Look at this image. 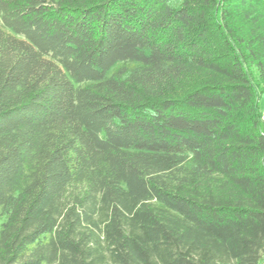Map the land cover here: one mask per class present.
Masks as SVG:
<instances>
[{"label": "trees", "instance_id": "16d2710c", "mask_svg": "<svg viewBox=\"0 0 264 264\" xmlns=\"http://www.w3.org/2000/svg\"><path fill=\"white\" fill-rule=\"evenodd\" d=\"M264 0H0V264H264Z\"/></svg>", "mask_w": 264, "mask_h": 264}, {"label": "rangeland", "instance_id": "374dc122", "mask_svg": "<svg viewBox=\"0 0 264 264\" xmlns=\"http://www.w3.org/2000/svg\"><path fill=\"white\" fill-rule=\"evenodd\" d=\"M261 107H262L263 110H264V100L261 102Z\"/></svg>", "mask_w": 264, "mask_h": 264}, {"label": "built area", "instance_id": "2783aa9c", "mask_svg": "<svg viewBox=\"0 0 264 264\" xmlns=\"http://www.w3.org/2000/svg\"><path fill=\"white\" fill-rule=\"evenodd\" d=\"M263 120H264V118H263Z\"/></svg>", "mask_w": 264, "mask_h": 264}]
</instances>
